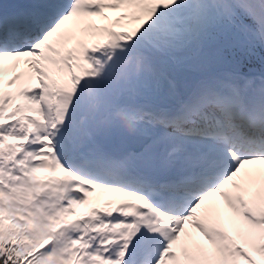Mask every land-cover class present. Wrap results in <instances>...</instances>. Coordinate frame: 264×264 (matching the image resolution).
<instances>
[{"label": "snow or ice", "instance_id": "snow-or-ice-1", "mask_svg": "<svg viewBox=\"0 0 264 264\" xmlns=\"http://www.w3.org/2000/svg\"><path fill=\"white\" fill-rule=\"evenodd\" d=\"M0 264H264V0H0Z\"/></svg>", "mask_w": 264, "mask_h": 264}, {"label": "bare ground", "instance_id": "bare-ground-1", "mask_svg": "<svg viewBox=\"0 0 264 264\" xmlns=\"http://www.w3.org/2000/svg\"><path fill=\"white\" fill-rule=\"evenodd\" d=\"M11 74V73H10ZM100 197L102 200L110 198L109 194H100ZM85 209L82 207L81 211H84Z\"/></svg>", "mask_w": 264, "mask_h": 264}]
</instances>
